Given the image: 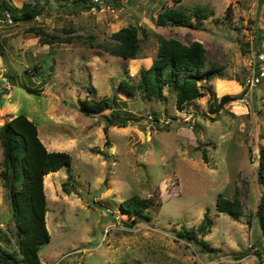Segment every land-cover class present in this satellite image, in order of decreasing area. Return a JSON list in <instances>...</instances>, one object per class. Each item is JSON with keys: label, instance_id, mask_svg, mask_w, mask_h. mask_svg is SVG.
Returning <instances> with one entry per match:
<instances>
[{"label": "rangeland", "instance_id": "1", "mask_svg": "<svg viewBox=\"0 0 264 264\" xmlns=\"http://www.w3.org/2000/svg\"><path fill=\"white\" fill-rule=\"evenodd\" d=\"M24 1L0 4L19 7ZM162 5L188 12L206 5L213 12L197 27L162 26L155 22ZM32 21L0 19V124L23 112L49 149L72 155L68 167L45 176L50 240L39 249L42 263L264 264V236L253 214L264 190L256 174L264 145V77L252 89L245 85L251 55L264 52V0H96L78 11L71 0H45L34 21L48 31L66 27L63 34L71 37L52 43L26 29ZM127 24L147 27L140 56L123 58L91 44ZM155 32L202 41L204 71L214 64L223 73L199 79L205 93L182 108L168 85L159 100L119 87L122 76L137 80L139 68L151 64ZM32 81L35 88L43 82L39 94L22 85ZM113 93L127 113L125 125L104 128L109 108L80 109L84 98ZM224 93L234 98L211 111ZM1 161L0 145V169ZM236 191L244 209L237 219L215 203L219 192L232 197ZM131 194L153 198L151 216L126 225L130 218L119 202ZM14 227L0 178V229ZM186 229L206 243L180 236ZM11 243L3 245L13 249V238Z\"/></svg>", "mask_w": 264, "mask_h": 264}, {"label": "trees", "instance_id": "2", "mask_svg": "<svg viewBox=\"0 0 264 264\" xmlns=\"http://www.w3.org/2000/svg\"><path fill=\"white\" fill-rule=\"evenodd\" d=\"M71 1L76 11L96 4V0ZM44 4L45 0L24 1L19 7H11L3 3L0 4V18H4L5 13L8 12L14 22L33 20L26 29L38 35L42 43L70 41L71 37L63 34L67 32L66 27L48 31L34 21L35 15L41 11ZM212 12L213 9L206 5H196L190 12L177 6L162 5L157 12L155 22L162 26L197 27ZM147 34V27L127 24L113 31L109 39L91 44L103 48L112 55L136 58L140 56L142 42ZM154 34L157 38V49L151 64L148 67L139 68L137 80L126 75L122 76L119 87L130 93L139 92L147 99L159 100L163 86L168 85L175 90L176 104L182 108L188 100L205 93L202 87L205 85L202 82L199 83V79H203V82L208 81L214 72L223 75L214 64H211L210 71H204L207 63V49L202 41L194 39L183 42L174 36H164L159 32ZM257 35L261 37L262 32H258ZM28 70L29 68H25L26 72ZM9 77L13 83L15 76L9 75ZM22 85L28 92L36 94L43 89L42 81H39L36 88L32 87L33 81ZM116 97L113 93L111 97L105 96L101 99L84 98L80 101V109L91 113L109 108V113L104 116V128L111 124L125 125L127 113ZM232 98L234 95L230 93L222 94L211 111L218 110ZM0 145L2 147L0 178L6 188L11 218L15 224L13 230L0 229V264H44L39 257V249L50 240L45 215L47 210L44 191L45 176L56 172L62 166L68 167L72 162V155L66 150L49 149L39 135L37 123L23 112L12 115L0 124ZM205 150L206 148L203 147V155L207 158ZM258 153L257 180L264 184V145L259 147ZM63 189L66 192L70 191L67 181H63ZM152 203L151 196L143 197L137 194L121 199L119 208L130 218L124 223L132 225L137 218H150L151 213L147 208ZM215 203L219 210L227 212L232 218L237 219L244 215L242 200L237 191L232 197L219 192ZM253 214L264 236V190L258 197ZM203 218L207 222L209 218L207 210L204 211ZM206 222H201L200 229L206 227ZM178 233L189 240L206 243L205 239L199 238L193 229ZM12 238L15 247L9 249L6 245L12 244Z\"/></svg>", "mask_w": 264, "mask_h": 264}, {"label": "built area", "instance_id": "3", "mask_svg": "<svg viewBox=\"0 0 264 264\" xmlns=\"http://www.w3.org/2000/svg\"><path fill=\"white\" fill-rule=\"evenodd\" d=\"M0 19H8L9 21H12L10 15L8 12L5 13L4 18ZM249 73L245 81L246 87L249 89L254 88L257 86L261 80L262 77H264V52H256L253 53L250 57V62H249ZM5 87H8V85H5ZM3 87H0V90L3 91Z\"/></svg>", "mask_w": 264, "mask_h": 264}, {"label": "bare ground", "instance_id": "4", "mask_svg": "<svg viewBox=\"0 0 264 264\" xmlns=\"http://www.w3.org/2000/svg\"><path fill=\"white\" fill-rule=\"evenodd\" d=\"M50 174V173H49Z\"/></svg>", "mask_w": 264, "mask_h": 264}, {"label": "crops", "instance_id": "5", "mask_svg": "<svg viewBox=\"0 0 264 264\" xmlns=\"http://www.w3.org/2000/svg\"><path fill=\"white\" fill-rule=\"evenodd\" d=\"M14 115V114H13Z\"/></svg>", "mask_w": 264, "mask_h": 264}]
</instances>
